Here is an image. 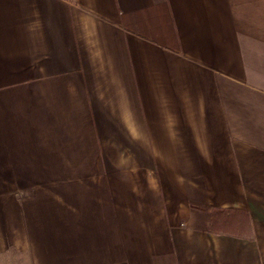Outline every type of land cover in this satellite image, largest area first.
Wrapping results in <instances>:
<instances>
[{
    "label": "crops",
    "instance_id": "0c3cea01",
    "mask_svg": "<svg viewBox=\"0 0 264 264\" xmlns=\"http://www.w3.org/2000/svg\"><path fill=\"white\" fill-rule=\"evenodd\" d=\"M15 256L264 264V0H0Z\"/></svg>",
    "mask_w": 264,
    "mask_h": 264
},
{
    "label": "trees",
    "instance_id": "16d2710c",
    "mask_svg": "<svg viewBox=\"0 0 264 264\" xmlns=\"http://www.w3.org/2000/svg\"><path fill=\"white\" fill-rule=\"evenodd\" d=\"M222 213V212H227V210H215V211H213V213Z\"/></svg>",
    "mask_w": 264,
    "mask_h": 264
},
{
    "label": "rangeland",
    "instance_id": "374dc122",
    "mask_svg": "<svg viewBox=\"0 0 264 264\" xmlns=\"http://www.w3.org/2000/svg\"><path fill=\"white\" fill-rule=\"evenodd\" d=\"M14 259H15V261H16L15 264H18V258H17V256H15ZM0 264H2V263L0 262Z\"/></svg>",
    "mask_w": 264,
    "mask_h": 264
}]
</instances>
